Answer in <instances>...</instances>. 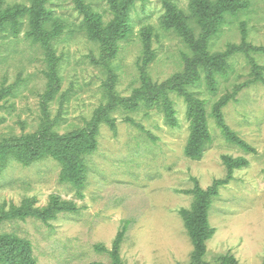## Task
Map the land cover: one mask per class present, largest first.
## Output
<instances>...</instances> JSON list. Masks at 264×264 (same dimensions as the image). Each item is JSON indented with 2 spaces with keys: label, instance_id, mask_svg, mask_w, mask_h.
Here are the masks:
<instances>
[{
  "label": "rangeland",
  "instance_id": "1",
  "mask_svg": "<svg viewBox=\"0 0 264 264\" xmlns=\"http://www.w3.org/2000/svg\"><path fill=\"white\" fill-rule=\"evenodd\" d=\"M78 1L104 27L114 21L108 0H48L45 28L57 36L47 51L28 36L31 0L0 2L3 12L27 9L15 26L6 22L0 29V140L40 129L69 134L106 106L113 107L114 121L98 125L97 148L87 157L81 189L60 180L61 166L52 158L29 166L12 161L0 169V215L24 203L36 209L56 203L76 208L46 224L35 218L6 221L0 233L29 240L36 264H109L123 229L118 248L123 264H192L195 250L180 211L191 210L196 188L216 186L208 212L214 232L201 260L262 264L264 0H238L236 11L205 39L213 78L200 72L187 86L204 102L213 138L199 159L185 154L190 122L182 95L168 93L173 122L161 104L140 100L128 107L145 78L165 84L190 68L195 51L162 19L169 4L201 37L191 0H135L129 30L113 55L89 38ZM223 99L225 124L251 149L226 141L218 128L213 108ZM225 159L239 163L229 170ZM96 245L105 250L96 251ZM0 264L10 263L0 258Z\"/></svg>",
  "mask_w": 264,
  "mask_h": 264
},
{
  "label": "trees",
  "instance_id": "2",
  "mask_svg": "<svg viewBox=\"0 0 264 264\" xmlns=\"http://www.w3.org/2000/svg\"><path fill=\"white\" fill-rule=\"evenodd\" d=\"M47 1L31 0V6L28 8L32 27L28 36L33 42L40 43L46 51L50 49V41L57 36L55 31L50 33L45 28L46 22L49 21V11L46 9ZM134 1L123 0V2H119V5L116 0H108L113 9L115 19L107 27H104L101 20L89 12L87 7L82 8L78 1L80 9L84 13L89 38L108 46L109 55L115 54L117 42L122 40L125 33L129 30L127 17ZM167 5L168 8L162 23L183 35L188 40L191 49L196 53L194 58L191 59L190 68L185 71V73L188 72L190 75L179 74L177 78L175 77L165 84L152 83L149 78H145L143 86L136 91L133 102L128 107H137V102L140 100L148 104L162 105L161 107L164 109L168 121L173 122L172 102L168 93L174 91L182 95L187 106L186 117L190 122L185 154L190 158L199 159L213 138L208 127V116L204 102L189 92L187 86L190 84V80L199 76L200 72H205L208 80L213 78L210 66L213 65L214 61L208 60L203 50L205 39L220 27L221 23L224 22L225 15L233 14L240 4L238 0H191L189 7L192 15L197 17L203 28L201 37H196L193 30L188 28L185 18H181V13L175 11L169 4ZM26 11L27 9L17 6L8 12L0 11V29H4L6 22H11V25L15 26L16 18L22 16ZM106 31L108 32L107 34ZM145 43V47L148 49L147 37H145ZM49 79L51 81V76ZM224 104L225 100L223 99L213 108V117L216 119L218 128L226 141L231 144H238L244 149H251L247 142L238 137L225 124L221 111ZM112 109V106L97 109L86 127L69 134L59 135L50 129H40L34 134L0 140V169L5 168L12 161L29 166L35 162L52 158L61 166L60 180L71 184L75 189H81L87 173V157L97 148L96 134L98 125L102 122L110 126L114 124L109 115V111ZM238 163L225 159V164L229 170ZM219 183L217 182V184ZM216 190V186L206 190L199 187L196 188L191 210L182 209L180 211L185 229L195 250L192 264H206L201 258L205 251V241L214 232L208 223V212L213 197L217 195ZM75 210L76 208L71 204L56 203L42 209H36L24 203L17 209L2 213L0 215V226L6 221H24L27 218H35L46 224L49 220L55 219L60 212H74ZM123 234L124 229L118 233L114 241L113 248L110 251L112 261L109 264H123L118 252ZM95 249L96 251L105 250L104 247L98 245L95 246ZM0 258L10 264H36L30 241L14 234L0 233ZM262 264H264V260Z\"/></svg>",
  "mask_w": 264,
  "mask_h": 264
}]
</instances>
